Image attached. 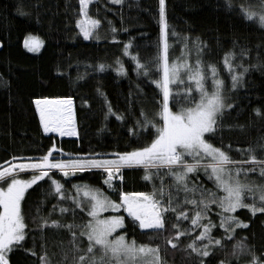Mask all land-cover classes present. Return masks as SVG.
Returning a JSON list of instances; mask_svg holds the SVG:
<instances>
[{
  "label": "snow or ice",
  "instance_id": "6c2138e0",
  "mask_svg": "<svg viewBox=\"0 0 264 264\" xmlns=\"http://www.w3.org/2000/svg\"><path fill=\"white\" fill-rule=\"evenodd\" d=\"M78 2L75 25L88 40L98 32L101 20L89 14L92 0ZM112 2L120 4L121 0ZM225 6L230 11L238 7L244 20L264 30V0H239L238 5L236 0H225ZM167 28L165 0H159L156 55L147 63H141L136 55L130 56L135 65L133 71L149 77L159 89L155 112L149 115L142 110L136 124L129 128L137 139L142 129L150 142L131 151L114 152L110 157L98 158L92 154L68 159L62 155L57 157L55 153L60 150L53 144L39 158L29 157L26 158L29 162L0 167V264H10V254L17 250L35 256L38 264H166L158 244L138 242L134 235L129 237V225L133 232L137 228L141 230L140 234L148 236L149 241L153 234L167 232L166 245L182 248L193 264H210L208 258L225 248L229 250L217 264H264V250L257 252L255 245L242 234L248 222L235 214L238 209H247L253 216L264 214V144L237 149L245 158L236 160L211 142L224 111L233 107L226 93L243 86L251 70L264 72V63L246 61L244 58L250 55L246 48L225 51L222 65L230 81L226 83L218 64L202 58L203 42L198 38L190 39L185 34L181 56L170 59ZM171 35L178 34L173 31ZM41 44L36 36H27L24 40L30 52L38 51ZM129 47L128 43L124 44L123 55H130ZM116 65L117 74H127L119 57ZM95 70L104 71L105 65L98 64ZM33 103L44 133L61 137L77 135L70 96L36 98ZM254 111L261 115L260 109ZM108 112H112L111 107ZM113 115L122 119L120 115ZM134 167L143 169L142 179L152 184L151 191H124L115 183L123 181V169ZM92 170L101 173L106 188L73 183L71 188L76 192L73 196L54 178L57 173L68 178ZM201 171L211 187L200 182ZM45 177L48 195L57 203L52 205L48 216L40 214L38 205L30 225L21 202L27 190ZM165 177L170 178L168 182ZM156 180L160 181L159 185ZM109 190L116 192L118 198L112 199L107 194ZM66 200L71 201L70 206L62 204ZM57 209L60 218L50 219ZM70 210L73 219L61 223ZM106 212L109 214L103 215ZM172 217L174 222L166 227V220ZM48 228L66 229L70 236L67 247L61 248L55 261L56 253L50 257L43 250V242L40 244L43 251L39 253L35 243L31 248L25 247L26 237L32 234L34 239L36 233L43 236Z\"/></svg>",
  "mask_w": 264,
  "mask_h": 264
},
{
  "label": "trees",
  "instance_id": "16d2710c",
  "mask_svg": "<svg viewBox=\"0 0 264 264\" xmlns=\"http://www.w3.org/2000/svg\"><path fill=\"white\" fill-rule=\"evenodd\" d=\"M78 10V0H0V167L14 158H39L53 144L60 150L55 153L57 157L97 154L98 158H103L150 142L142 129L137 139L129 128L136 124L142 110L149 115L155 112L159 89L149 77L133 71L135 65L130 56L136 55L141 63H147L156 55L159 0H121L120 4L112 0H92L89 14L100 19L101 26L88 40L80 35L75 25ZM21 11L25 14L21 15ZM165 20L170 59L181 56L183 37L187 34L190 39L198 38L203 42L202 58L218 64L226 83L230 81L222 65L225 51L246 48L250 50V55L244 58L246 61L264 63V30L244 20L238 7L231 11L227 9L225 0H165ZM173 31L178 34L176 37L171 35ZM27 36H36L42 41L38 52L32 53L25 48ZM125 43L130 45L129 56L123 55ZM195 55L193 51L192 59ZM117 57L123 63L126 75L114 70ZM98 64H104L105 70H95ZM69 96L73 100L77 135L60 140L57 134H44L34 99ZM226 97L233 107L224 111L211 142L240 160L245 156L237 149L264 144V72L251 70L246 74L243 86L228 91ZM255 109H260L261 115L258 116ZM113 113L122 119H116ZM198 175L201 183L212 186L203 171ZM142 176V168H125L123 181L115 183L124 191H151L152 184ZM21 177L26 178L24 174ZM54 178L60 180L65 191L73 196L76 195L75 189L71 188L73 183L106 188L97 170L78 172L68 178L57 173ZM169 179L165 177V182ZM66 180L69 183H65ZM45 181L47 177L28 189L21 202L30 225L38 205L40 214L48 216L52 205L57 203L48 195ZM155 183L159 185L160 181ZM107 194L112 199L118 198L114 191ZM62 204L70 206L71 201ZM76 211L79 213V209ZM235 214L248 222V227L242 230L248 242L255 245L257 252L264 250V214L253 216L247 209H238ZM60 215L57 209L50 219L60 218ZM72 219L70 210L64 214L61 223ZM76 219L79 220L80 216ZM173 222L174 217L166 220V227ZM127 231L129 237L134 235L138 242L158 244L160 256L166 264H193V259L182 248L173 249L166 245L167 232L153 234L149 241V237L142 236L138 228L133 232L129 225ZM69 239L66 229L48 228L43 236L36 233L34 239L32 234L26 237L25 247L31 248L35 243L37 253L46 250L50 257L56 253L55 261L61 248L67 247ZM181 241H184L183 237ZM41 242L45 245L43 250ZM228 250H218L208 258L210 264L224 259ZM10 257V264H38L37 258L24 250L14 251Z\"/></svg>",
  "mask_w": 264,
  "mask_h": 264
},
{
  "label": "rangeland",
  "instance_id": "374dc122",
  "mask_svg": "<svg viewBox=\"0 0 264 264\" xmlns=\"http://www.w3.org/2000/svg\"><path fill=\"white\" fill-rule=\"evenodd\" d=\"M42 45V44H41ZM41 47V46H40ZM39 50H40V48H39ZM38 50V51H39ZM38 51H35V52H32V53H36V52H38ZM30 52V51H29ZM73 116H74V121H75V115H74V108H73ZM64 158V157H63ZM77 158V157H76ZM65 159H68V158H65ZM23 162H29L27 159H13V160H11V161H9V162H7L6 164H4L2 167H6L8 164H11V163H23ZM53 171H56V170H53ZM28 173H31V170H28ZM59 174V173H58ZM61 177H62V175L61 174H59ZM63 178V177H62ZM115 182H117V181H115ZM120 182V181H119ZM110 192H113V191H111V190H109ZM81 195V197L83 198V196H82V194H80ZM106 213H108V212H106ZM105 214V213H104Z\"/></svg>",
  "mask_w": 264,
  "mask_h": 264
},
{
  "label": "water",
  "instance_id": "95a60500",
  "mask_svg": "<svg viewBox=\"0 0 264 264\" xmlns=\"http://www.w3.org/2000/svg\"><path fill=\"white\" fill-rule=\"evenodd\" d=\"M38 119H39V116H38ZM42 129V128H41ZM42 131H43V129H42ZM44 133V132H43ZM44 134H50V133H44ZM55 134V133H54ZM58 135V134H57ZM59 136V135H58ZM64 137H66V136H64ZM63 137H61V136H59V139L61 140Z\"/></svg>",
  "mask_w": 264,
  "mask_h": 264
}]
</instances>
